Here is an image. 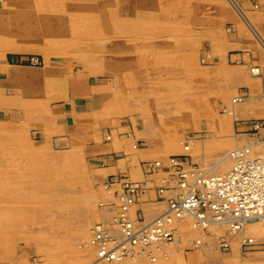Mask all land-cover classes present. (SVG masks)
<instances>
[{
    "label": "rangeland",
    "instance_id": "1",
    "mask_svg": "<svg viewBox=\"0 0 264 264\" xmlns=\"http://www.w3.org/2000/svg\"><path fill=\"white\" fill-rule=\"evenodd\" d=\"M234 1L246 20L229 0H0V264H89L97 256L88 231L110 221L117 227L123 188L110 182L128 176L100 180L94 169L100 160L88 157L86 141L62 139L55 130L59 105L84 94L88 82L102 81L120 114L132 103L139 118L154 122L165 155L202 165V158L251 139L235 128L237 93L227 85L236 66L225 60L248 49L264 65V0ZM242 40L252 46L242 49ZM190 138L188 152L182 148ZM149 189L134 211L157 194ZM191 221L182 222L165 259L131 263L264 264V221L244 235Z\"/></svg>",
    "mask_w": 264,
    "mask_h": 264
},
{
    "label": "built area",
    "instance_id": "2",
    "mask_svg": "<svg viewBox=\"0 0 264 264\" xmlns=\"http://www.w3.org/2000/svg\"><path fill=\"white\" fill-rule=\"evenodd\" d=\"M249 125L248 131L256 138L260 149L252 153L245 147L232 149L234 163L223 174L212 173L203 163H194L186 155L171 154L167 161L158 159L142 164L144 181L114 176L110 184L119 183L123 188L116 215L120 234L114 235L107 227L96 225L93 240L98 257L110 261L143 252L155 257L157 250L174 238L179 230L177 222L185 215L193 216L202 226L228 218L234 230L240 229L246 221L264 218V120ZM158 173L161 183L154 184V174ZM151 187L157 191L159 200H166L168 207L150 219L141 208L135 211L130 208L135 201L137 204L140 194ZM171 189L175 193L165 197L164 193ZM221 241L224 247L228 245L225 236ZM251 241L249 238L244 243L247 246Z\"/></svg>",
    "mask_w": 264,
    "mask_h": 264
},
{
    "label": "crops",
    "instance_id": "3",
    "mask_svg": "<svg viewBox=\"0 0 264 264\" xmlns=\"http://www.w3.org/2000/svg\"><path fill=\"white\" fill-rule=\"evenodd\" d=\"M232 40L239 41L233 38ZM234 41H230V43ZM238 43H241L242 49L252 46L246 40ZM251 53L248 50H240L238 53L229 54L226 57L225 63L226 65L235 63L231 66H236V70L233 71L234 73H231L229 76L231 80L227 86L231 89L230 92L235 90L237 94L247 95L244 100H236L231 105L232 113L240 120V124H237L235 128L237 130L242 128L247 134L253 136L248 131L250 128L249 124L256 120H264V88L262 89V86L264 87V71H262V57L258 53ZM253 63L261 67V77L252 76L249 73L248 68ZM259 78H262V82L255 80ZM86 87L84 88L86 89L84 90L86 91L84 94L73 96L72 99L59 105L56 114L57 122L55 130L62 131V139L69 140L75 137L78 142L82 140L86 141L85 149L88 152V157L100 160L99 163L96 161L94 165L95 175L100 180L112 178L119 173H123L128 177L131 176L130 178H143L144 173L140 165L138 166V162L143 159L150 160L156 156L164 155L168 149L164 144L156 141V139H159V136L157 128L154 126L155 123H151L144 116L139 118L136 112H134L132 103L126 104L124 113L121 115L119 103L115 102L111 94H107L108 89L105 86L103 87L102 81L93 84L88 82ZM68 108L71 109L70 112ZM133 142H135L136 146ZM171 194L164 193V196L168 197ZM150 196L152 199L150 202L138 203L137 205V207L143 209L147 217H153L159 212V208L155 210L156 206L165 207V201L159 200L158 194L155 196L150 194Z\"/></svg>",
    "mask_w": 264,
    "mask_h": 264
},
{
    "label": "bare ground",
    "instance_id": "4",
    "mask_svg": "<svg viewBox=\"0 0 264 264\" xmlns=\"http://www.w3.org/2000/svg\"><path fill=\"white\" fill-rule=\"evenodd\" d=\"M230 1V3L233 5V7L234 8H236L237 9V11H239V15H241L240 17L241 18H243L244 20H246V17H245V13H242V11H241V9H240V6L236 3V1H234V0H229ZM108 2V1H107ZM131 4V3H130ZM135 4H137L136 2H135ZM140 4V3H139ZM17 5V4H16ZM132 5H134V4H132ZM48 6V5H47ZM52 6V5H51ZM114 6V5H113ZM143 6V5H142ZM50 7V6H49ZM137 7V6H136ZM7 8V7H6ZM10 8V7H9ZM127 9V8H126ZM133 9V8H132ZM138 9V8H137ZM5 10V9H4ZM12 10H13V8H12ZM108 10V9H107ZM9 11V10H8ZM37 11V10H36ZM126 11V10H125ZM56 12V11H55ZM137 12V11H136ZM57 13V12H56ZM138 13H140V12H138ZM255 13V12H254ZM36 15H37V13H36ZM122 15V14H121ZM126 15V14H125ZM237 15H238V13H237ZM236 15V16H237ZM258 15V14H257ZM243 16V17H242ZM247 16V15H246ZM241 18H239V19H241ZM248 18V17H247ZM242 20V19H241ZM250 22V21H249ZM245 23H247V21L245 22ZM233 25V24H232ZM245 25V24H244ZM246 27H247V25H245ZM244 26V27H245ZM251 26V25H250ZM252 27V26H251ZM248 28V27H247ZM252 29V28H251ZM228 30H229V28H228ZM227 30V31H228ZM235 30V29H234ZM254 30V29H253ZM113 32V31H112ZM252 32V31H251ZM259 36V35H258ZM254 37H256V36H254ZM221 38H222V36H221ZM229 38V37H228ZM240 38V37H239ZM263 38V37H262ZM264 39V38H263ZM253 42V41H252ZM262 46V45H261ZM263 47V46H262ZM8 49H10L11 51H29L31 48H29V47H26V46H21V47H16V46H11V47H9ZM248 50V49H247ZM140 52V51H139ZM204 52V51H203ZM263 52V51H262ZM208 53V52H207ZM204 54V53H203ZM252 54V53H251ZM205 55V54H204ZM207 56V55H206ZM254 56V55H253ZM258 56V55H257ZM264 56V55H263ZM202 57V56H201ZM262 57V56H261ZM134 58V57H133ZM206 58V57H205ZM233 58V57H232ZM45 60L47 59V58H44ZM179 59V58H178ZM202 59V58H201ZM179 60H181V59H179ZM206 63V62H205ZM197 65V64H196ZM200 65V64H199ZM206 65V64H205ZM204 66V65H203ZM264 66V65H263ZM191 67V66H190ZM249 67V66H248ZM264 69V68H263ZM189 71V70H188ZM248 71H249V73L252 75V76H260L261 77V75H262V71H261V67H259V65H255L254 63H253V65H251L249 68H248ZM193 72V71H192ZM242 72H243V70H242ZM12 73H17L16 71H14V70H12ZM193 77H194V75H192ZM131 79V78H130ZM158 79V78H157ZM179 79V78H178ZM192 80V79H191ZM255 80H257V79H255ZM194 81V80H193ZM254 81V80H253ZM126 82V81H125ZM256 82V81H255ZM149 83V82H148ZM153 83V82H152ZM157 82H155V84H156ZM127 84V83H126ZM158 84V83H157ZM175 84V83H174ZM186 84H188V86H189V83H186ZM255 84V83H254ZM259 84V83H258ZM153 85V84H152ZM161 85V84H160ZM164 85V84H163ZM172 85V84H171ZM264 85V84H263ZM175 86V85H174ZM187 86V87H188ZM255 86V85H254ZM259 86V85H258ZM150 87H152V86H150ZM177 87V86H176ZM175 87V88H176ZM195 87H197V86H195ZM193 88V90L194 89H198V88ZM240 87V86H239ZM243 87V86H242ZM248 87V86H247ZM260 87V86H259ZM153 88V87H152ZM151 88V89H152ZM158 88V87H157ZM264 87L262 86V89H263ZM133 89V88H132ZM135 89V88H134ZM133 89V90H134ZM150 89V90H151ZM166 89V88H165ZM181 89V88H180ZM204 89H205V87H204ZM222 89V88H221ZM230 89V88H229ZM129 90V89H128ZM132 90V91H133ZM167 90H169V89H167ZM206 90V89H205ZM130 91V90H129ZM135 91V90H134ZM199 92V91H198ZM220 92V91H219ZM261 92V91H260ZM228 93V92H227ZM231 93V92H230ZM235 93H236V91H235ZM252 93V92H251ZM178 94V93H177ZM183 94V93H182ZM181 94V95H182ZM199 96V95H198ZM246 94H237V95H235L234 96V98H233V102L234 101H236V100H244L245 98H246ZM253 96V95H252ZM170 98V97H169ZM171 99V98H170ZM175 100V99H174ZM192 100H193V98H192ZM178 101V100H177ZM74 102V101H73ZM192 102H195L194 100L192 101ZM200 102H201V100H200ZM103 103V102H102ZM175 103H177V102H175ZM104 104H106V103H104ZM159 104V103H158ZM193 105H195L194 103H192ZM226 105V104H225ZM191 106V105H190ZM196 106V105H195ZM103 107V106H102ZM101 107V108H102ZM199 107H202V106H199ZM66 108V107H65ZM141 108V107H140ZM191 108H192V106H191ZM69 109V108H68ZM93 109V108H92ZM66 110V109H65ZM70 110L71 109H69V112H70ZM89 110V109H88ZM133 110V109H132ZM59 111H61V110H59ZM63 112V111H62ZM66 112V111H65ZM195 112H196V110H195ZM72 113V112H71ZM128 113V112H127ZM199 113V112H198ZM122 115V114H121ZM156 115V114H155ZM199 115V114H198ZM178 116V115H177ZM181 116V115H180ZM196 117H197V115H195ZM56 117V116H55ZM168 117V116H167ZM84 118V117H83ZM82 118V119H83ZM137 118V117H136ZM218 118V117H217ZM209 119V118H208ZM60 120V119H59ZM130 120V119H129ZM194 120H196V118L194 119ZM56 121V120H55ZM60 121H62V120H60ZM213 121V120H212ZM73 122V121H72ZM248 122V121H247ZM254 122V121H253ZM60 123V122H59ZM141 123V122H140ZM169 123V122H168ZM82 124V123H81ZM89 124V123H88ZM69 125V124H68ZM78 125V124H77ZM91 125H92V123H91ZM72 126V125H71ZM129 126H130V124H129ZM141 126V125H140ZM250 126V125H249ZM76 127H79V126H76ZM81 127V126H80ZM110 127V126H109ZM73 128V127H72ZM63 129V128H62ZM169 129H170V127H169ZM168 129V130H169ZM109 132V131H108ZM164 133V132H163ZM45 134V133H44ZM129 134V133H128ZM46 135V134H45ZM96 135V134H95ZM123 136V135H122ZM51 137V136H50ZM65 137V136H64ZM79 138V137H78ZM139 138V137H138ZM154 138V137H153ZM156 138V137H155ZM250 140L249 141H247V142H244V143H238V144H236L233 148H230V149H228V150H225V151H223V152H218V153H215L214 154V156H211V154L208 156V157H205V158H202V163H203V165L205 166V168H207L208 170H210L212 173H215V174H223V173H225L226 171H224V172H222L224 169H226V167H228V165L230 164V166H229V168L228 169H230V167L232 166V164L234 163V160H235V158L231 155V151H232V149H235V148H237V147H245V148H247L251 153L252 152H254V151H258L259 149H260V147L256 144V138L254 137V136H250ZM253 138V139H252ZM57 139V138H56ZM141 139H143V138H141ZM171 139V138H170ZM169 139V140H170ZM176 139V138H175ZM55 140V139H54ZM53 141V140H52ZM114 141V140H113ZM112 141V142H113ZM192 141H194V139H185V141L183 142V150H187L188 152H189V150H190V148L192 147V145H193V143H192ZM227 141V140H226ZM137 142H138V140H137ZM149 142V141H148ZM161 142V141H160ZM238 142V141H237ZM134 143V142H133ZM151 144V143H150ZM152 144H154V143H152ZM220 144V143H219ZM228 144V143H227ZM68 146V145H67ZM175 147V146H174ZM219 147V146H218ZM158 148V147H157ZM220 148V147H219ZM223 148V147H222ZM114 149H116V148H114ZM178 149V148H177ZM203 149V148H202ZM71 150V149H70ZM160 150V149H159ZM153 151H155V150H153ZM174 151V150H173ZM139 152H140V150H139ZM156 152V151H155ZM166 152V151H165ZM73 153V152H72ZM124 153V152H123ZM135 153V152H134ZM176 153V152H175ZM184 153H186V152H184ZM146 154V153H145ZM162 154V153H161ZM190 154V153H189ZM143 155V154H142ZM169 155H171V154H167V155H162V156H164L163 157V159L165 160V161H167L168 160V156ZM202 156V155H201ZM147 157V156H146ZM190 157V156H189ZM161 159V158H160ZM145 160V159H144ZM196 160V159H195ZM147 161V160H146ZM198 163V162H197ZM210 168V169H209ZM140 172V171H139ZM120 174V173H119ZM123 174V173H122ZM140 175H142V174H140ZM96 176V175H95ZM97 177V176H96ZM131 177V176H130ZM129 177V178H130ZM161 177V176H160ZM144 178V177H143ZM108 182V181H107ZM159 183H161V181H160V178H159V180H158V177H157V179H156V181L154 182V184H159ZM111 187V186H110ZM120 187V186H119ZM109 189V188H108ZM121 189V188H120ZM150 190V189H149ZM148 190V191H149ZM147 191V192H148ZM108 192V191H107ZM171 192L173 193L174 192V189H171V191L170 192H166V193H169V194H171ZM109 193V192H108ZM144 193V192H143ZM152 193H154V192H151V194ZM176 193H177V191H176ZM112 194V193H111ZM117 194V193H116ZM149 196V195H148ZM155 196V195H154ZM107 197V196H106ZM112 197H113V195H112ZM142 197V196H141ZM149 197H151V196H149ZM108 198V197H107ZM149 200H152V199H149ZM105 201V200H104ZM164 201H165V207L163 208V207H161V206H156L155 207V210L156 209H158L159 208V212H157V214H155L153 217H148V218H154V217H156V216H158L159 214H161L167 207H168V204L166 203V200L164 199ZM115 205V204H114ZM133 208H135V205L134 206H132L130 209H132L133 210ZM154 209V208H153ZM136 210V209H135ZM134 211V210H133ZM187 218L188 219H193V223H192V221H191V225H195L196 227H202V225L200 226V225H198L197 223V221H196V219L193 217V216H189V215H185L183 218H181L180 220H179V222H177V224L179 225V230H178V232L175 234V236H176V239L178 238V236H179V234H180V232H182V230L184 229L183 227H182V222H183V225L186 223V220H187ZM260 221H264V218H261V219H253V220H249V221H246L245 222V224L240 228V229H238V230H234L231 226H230V223H229V220H228V218H226L225 220H223V221H212V222H208L207 223V225L206 224H204V225H206V226H216V228L218 227V228H221V230H223V232L222 233H225V232H227V233H230V234H238V235H244V234H246V227L247 226H249V225H252V224H255V223H257V222H260ZM110 223H111V225H109L108 224V226H106L107 227V229L108 230H110V232H112L114 235H119L120 233H119V231L120 230H118V228H116V226H114V224H112V221H110ZM200 224V223H199ZM205 226V227H206ZM254 226V225H253ZM96 227H98V226H96V225H94L93 226V228L91 229V230H89L88 231V236H89V241H90V243H91V245H92V247L95 249V254H96V258H95V260L92 262V263H89V264H100V263H104V262H114V261H121V264H132L131 262H132V260H141V261H146L147 260V262H154V263H159L160 261H162L163 259H165V252L167 251V250H169V248H170V244L172 243V242H174V241H170V242H168V243H165V244H163L161 247H160V252H159V254L158 255H155V257H150V256H148V255H146V254H144V252L143 253H141V254H127L126 256H120L119 258H117L116 260H110V261H106V260H102V259H100V257H98V249H97V246L95 245V247H94V238H93V232H92V230L94 229V228H96ZM263 230H264V228H262ZM261 229V230H262ZM112 230V231H111ZM205 231H206V229H205ZM262 232V231H261ZM257 233V232H256ZM264 233V232H263ZM226 234V233H225ZM225 234H223V235H225ZM222 235V234H221ZM222 235V236H223ZM237 235V236H238ZM174 236V237H175ZM221 236V237H222ZM234 236V235H233ZM220 237V236H219ZM220 237V238H221ZM228 237H229V235H228ZM233 238V237H232ZM236 240V239H235ZM231 241V240H230ZM232 242V241H231ZM263 242V241H262ZM199 250V249H198ZM258 252V251H257ZM177 254V253H176ZM170 260V259H169ZM251 262V261H250ZM247 263V262H246ZM253 264V263H252ZM257 264V263H256Z\"/></svg>",
    "mask_w": 264,
    "mask_h": 264
}]
</instances>
